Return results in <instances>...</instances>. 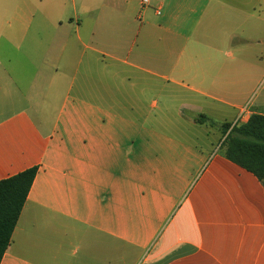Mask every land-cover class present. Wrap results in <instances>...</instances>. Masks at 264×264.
I'll use <instances>...</instances> for the list:
<instances>
[{"label":"crops","instance_id":"0c3cea01","mask_svg":"<svg viewBox=\"0 0 264 264\" xmlns=\"http://www.w3.org/2000/svg\"><path fill=\"white\" fill-rule=\"evenodd\" d=\"M254 114L264 0H0V181L38 168L0 264H264V181L197 122Z\"/></svg>","mask_w":264,"mask_h":264},{"label":"trees","instance_id":"16d2710c","mask_svg":"<svg viewBox=\"0 0 264 264\" xmlns=\"http://www.w3.org/2000/svg\"><path fill=\"white\" fill-rule=\"evenodd\" d=\"M197 122L219 128L223 134L218 153L264 181V116L252 115L245 123L219 125L201 115ZM38 168H30L0 181V263L12 241L22 210L34 184Z\"/></svg>","mask_w":264,"mask_h":264},{"label":"rangeland","instance_id":"374dc122","mask_svg":"<svg viewBox=\"0 0 264 264\" xmlns=\"http://www.w3.org/2000/svg\"><path fill=\"white\" fill-rule=\"evenodd\" d=\"M234 47V46H233ZM229 51H233L232 50V48H231V50H229ZM156 97V94L154 93V92H150L149 93V95L147 96V102L149 101V102H151L152 103V101L154 100V99H156L155 98ZM215 133H213V135H215V137L212 135V139H213V141L215 142V143H217V141H218V139H219V137L221 136V140H222V137H223V134H222V132L219 130L218 132H220V133H216V131H214ZM216 136L218 137V138H216ZM209 139V138H208ZM220 140V141H221ZM201 142H203V141H201ZM205 143V142H204Z\"/></svg>","mask_w":264,"mask_h":264},{"label":"built area","instance_id":"2783aa9c","mask_svg":"<svg viewBox=\"0 0 264 264\" xmlns=\"http://www.w3.org/2000/svg\"><path fill=\"white\" fill-rule=\"evenodd\" d=\"M148 1L149 0H144V2H148ZM241 119H243L242 116L239 118V120L237 122L242 123V120Z\"/></svg>","mask_w":264,"mask_h":264}]
</instances>
